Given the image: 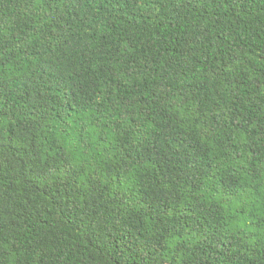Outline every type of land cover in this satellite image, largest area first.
<instances>
[{
	"label": "trees",
	"instance_id": "trees-1",
	"mask_svg": "<svg viewBox=\"0 0 264 264\" xmlns=\"http://www.w3.org/2000/svg\"><path fill=\"white\" fill-rule=\"evenodd\" d=\"M0 264H264V0H0Z\"/></svg>",
	"mask_w": 264,
	"mask_h": 264
}]
</instances>
